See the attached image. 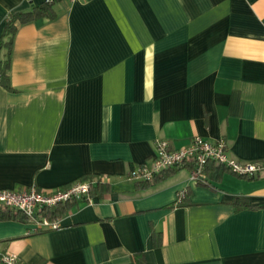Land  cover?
<instances>
[{"label":"crops","instance_id":"crops-1","mask_svg":"<svg viewBox=\"0 0 264 264\" xmlns=\"http://www.w3.org/2000/svg\"><path fill=\"white\" fill-rule=\"evenodd\" d=\"M46 1L0 0L2 64L9 16ZM55 11L11 40L0 190H93L58 230L0 221V252L21 264H264V178L224 172L205 187L190 166L130 177L156 142L194 137L264 163V0H59Z\"/></svg>","mask_w":264,"mask_h":264},{"label":"built area","instance_id":"built-area-1","mask_svg":"<svg viewBox=\"0 0 264 264\" xmlns=\"http://www.w3.org/2000/svg\"><path fill=\"white\" fill-rule=\"evenodd\" d=\"M75 1V0H74ZM2 73L0 70V84ZM215 162L224 166L231 174L244 178H264V163H240L229 160L226 147L222 142H210L194 137L189 144L173 150L166 141L155 144V157L150 164H143L132 170L130 177L136 181L148 182L165 170L190 166V182L206 185L205 169L208 163ZM94 182L78 181L66 188L53 191H41L31 187L22 191L0 190V207L19 212L35 232L53 231L60 228L57 220L50 221L42 216L45 210L71 202H79L89 196ZM184 198V192L178 194V200ZM3 264H21L10 253L2 256Z\"/></svg>","mask_w":264,"mask_h":264},{"label":"trees","instance_id":"trees-1","mask_svg":"<svg viewBox=\"0 0 264 264\" xmlns=\"http://www.w3.org/2000/svg\"><path fill=\"white\" fill-rule=\"evenodd\" d=\"M58 1L59 0H47L42 5L31 6V9L28 12L17 13V14L9 16L7 23H6L5 31H4V36L8 37V41L5 44V47L7 48L8 53H7L6 61L3 62V64L0 62V70L2 73L1 84H3L4 80H6V78H7L6 72L8 70V66H9L8 65L9 64V51H10V46H11V40H12L14 33H15V30H16V24L22 25V24H27V23L37 21V20H41V19H52V20L55 19L56 18L55 4ZM6 88H8V87L6 86ZM179 169L180 168H175V169H171V170H165L163 172H172V171H177ZM163 172H161L160 174H162ZM224 172H228V170L224 166H222L218 163H215V162L208 163L206 166V169H205L206 185H201V186L213 187L212 182L219 179L220 176ZM157 178H159V176L156 175L153 178V180L148 181V182H143V183L150 184L152 181L156 180ZM248 180H250V179H248ZM96 183H97L96 185H98V184H101L102 181L96 180ZM92 190H93V186L91 188L89 196L87 198L81 200V201H86L87 199H89L90 195L92 194ZM184 194L186 196V192H184ZM183 199L180 202L176 201L171 207L182 206L184 203V200H185V199L184 200ZM68 204H70V203H66L64 205L57 206L56 208H54L52 210H45L42 212V216L46 217L50 221L57 220L60 213L64 210V208ZM236 204L241 205V208H249L250 207L246 202H243V201L236 202ZM11 219H16V220H19V221L24 222V223L27 222L26 218L22 214H20L19 212H15L13 210L0 207V221L11 220ZM3 254H4L3 252H0V264H3V262H2Z\"/></svg>","mask_w":264,"mask_h":264}]
</instances>
